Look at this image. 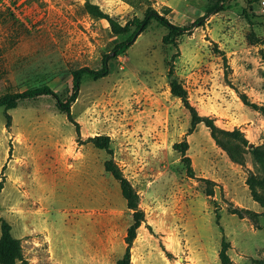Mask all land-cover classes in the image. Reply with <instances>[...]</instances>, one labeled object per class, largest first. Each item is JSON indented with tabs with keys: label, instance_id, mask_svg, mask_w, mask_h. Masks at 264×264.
Returning a JSON list of instances; mask_svg holds the SVG:
<instances>
[{
	"label": "rangeland",
	"instance_id": "374dc122",
	"mask_svg": "<svg viewBox=\"0 0 264 264\" xmlns=\"http://www.w3.org/2000/svg\"><path fill=\"white\" fill-rule=\"evenodd\" d=\"M87 1L121 24L152 7L184 30L150 19L106 75H82L69 114L49 95L0 105V218L23 259L116 264L141 218L129 264H264V0H0V97L45 84L66 101L73 70L102 66L134 24L113 33ZM172 80L214 129L191 127ZM99 134L110 152L86 141Z\"/></svg>",
	"mask_w": 264,
	"mask_h": 264
},
{
	"label": "trees",
	"instance_id": "16d2710c",
	"mask_svg": "<svg viewBox=\"0 0 264 264\" xmlns=\"http://www.w3.org/2000/svg\"><path fill=\"white\" fill-rule=\"evenodd\" d=\"M226 2L227 0H213L212 4L209 7V10L218 11L220 9H223L224 6H227ZM86 7H87V12L92 17L105 19L110 25L111 31L113 33H126L130 29V24H134V28L124 40L116 43L112 47L111 55H109V53L104 55L102 60V66L99 69L80 67L72 71L73 92L66 101L59 100L56 93L48 85L42 84L32 88L24 89L19 92L5 94L0 97V105H4L8 108H14L17 105L18 100L20 99L35 97L39 95H49L56 98L59 108L61 110L66 111L69 114L70 103L77 96V91L82 75L88 74L94 78H98L106 75L108 73L107 57L118 55L119 53L123 52L126 48H128L130 44L134 41L135 36L144 30L150 19H154L161 25L166 26L169 30L168 32L169 36L179 35L184 30L183 27H179L170 23L164 15L159 14L152 7H147L144 10V14L141 19L135 17L129 23L125 22L124 24H121L115 17L103 11L96 3L87 1ZM170 91L174 96L180 97L185 107L189 110L191 116V127H193L198 122L204 121L206 125L211 127V129L215 128L211 119L205 118L200 114H198L194 106H192L189 103L187 99L186 90L177 81L172 80L170 82ZM86 141L91 142L97 148L106 149L110 152L108 135L99 134V135L89 136L87 137ZM176 146L181 150L182 154L184 155L185 150L187 149V142L181 141L177 143ZM183 158L186 161H189V158L187 156H184ZM257 160L261 164V166L264 167V158L261 155L257 156ZM104 167L107 171H109L112 174V176L116 180L119 181L121 194L126 199L127 206L133 207L134 202H133L131 188L128 182L126 181V179H124L121 171L118 169V167L113 163L111 159L105 160ZM0 188H1V182H0ZM262 204L264 205V201H262ZM140 219L141 218L134 220L128 226L127 235H126L127 247L125 248L124 255L116 260V264H129V245L132 239L135 237V230L140 224ZM10 229L11 226L9 222L3 218H0V260L4 264H14L16 260L21 261L23 264H28L27 261L22 257L19 239L12 236Z\"/></svg>",
	"mask_w": 264,
	"mask_h": 264
}]
</instances>
